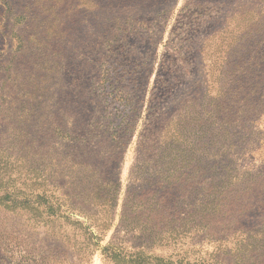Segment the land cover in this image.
<instances>
[{
	"label": "rangeland",
	"instance_id": "obj_1",
	"mask_svg": "<svg viewBox=\"0 0 264 264\" xmlns=\"http://www.w3.org/2000/svg\"><path fill=\"white\" fill-rule=\"evenodd\" d=\"M159 77L264 152V0H0V264H188L128 206Z\"/></svg>",
	"mask_w": 264,
	"mask_h": 264
},
{
	"label": "trees",
	"instance_id": "obj_2",
	"mask_svg": "<svg viewBox=\"0 0 264 264\" xmlns=\"http://www.w3.org/2000/svg\"><path fill=\"white\" fill-rule=\"evenodd\" d=\"M157 80L133 162L139 177L134 183L146 185L129 194L133 203L128 206L156 211L164 224L156 226L162 239L170 231L180 235V263L256 261L264 249V196L255 198L263 189L264 152L244 153L240 159L233 151L238 145L219 144L220 135L209 133L206 95L195 100L181 90L171 98L166 78ZM170 205L175 210L171 219L166 214Z\"/></svg>",
	"mask_w": 264,
	"mask_h": 264
}]
</instances>
